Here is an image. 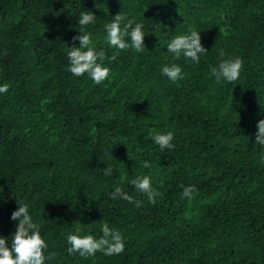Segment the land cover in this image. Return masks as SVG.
Wrapping results in <instances>:
<instances>
[{
  "label": "trees",
  "instance_id": "1",
  "mask_svg": "<svg viewBox=\"0 0 264 264\" xmlns=\"http://www.w3.org/2000/svg\"><path fill=\"white\" fill-rule=\"evenodd\" d=\"M82 11L97 17L86 31L108 57L116 50L105 24L116 14L144 25V51L105 60L110 73L100 84L69 71ZM192 30L207 52L198 63L174 59L167 44ZM220 50L243 61L235 82L217 83L210 72ZM170 63L183 79L161 73ZM5 83L0 237L9 246L18 223L11 214L24 203L47 244L44 264H264V146L255 143L264 0H0ZM151 130L172 132L174 148L161 150ZM144 175L161 194L154 204L131 185ZM180 185L197 191L184 198ZM117 186L140 206L110 199ZM103 222L122 235L121 254L67 252L68 234L99 239Z\"/></svg>",
  "mask_w": 264,
  "mask_h": 264
},
{
  "label": "clouds",
  "instance_id": "2",
  "mask_svg": "<svg viewBox=\"0 0 264 264\" xmlns=\"http://www.w3.org/2000/svg\"><path fill=\"white\" fill-rule=\"evenodd\" d=\"M96 16L90 11H82L78 18L80 27V35L73 37V46L69 48L67 58L70 63L69 71L74 76L80 77L87 74L96 84L102 83L108 78L110 69L104 66V61L109 63L116 61L121 51H126L129 48L136 52H142L145 49L143 32L144 25L137 22L134 18L129 19L122 11L116 14L110 23L105 24L106 41L110 48L116 51L111 57L106 55L105 50H97L91 39V33L86 31V27L93 24ZM126 21V22H125ZM123 24V27L121 25ZM126 38H130V43ZM79 41V47L75 46V41ZM167 51L173 54L174 59H179L181 56L184 59L198 63L201 55L207 50L202 46L200 32L192 30L190 34L177 35L167 44ZM4 55H7L5 52ZM226 54L223 50L219 51L220 62L218 66L210 68V72L217 83L221 80L226 82H235L238 80L243 61L239 56L225 58ZM161 73L170 81L175 83L179 79H183L182 68L176 63L165 64L160 69ZM9 84L0 85V94L7 93ZM255 143L264 146V120H260L256 125ZM151 139L157 144L161 150L173 149L172 143L174 136L172 132L161 133L156 130H151L149 133ZM264 159V157H262ZM144 168H149L150 164L144 162ZM104 175H112L110 166L103 171ZM131 185L135 189L147 196L150 203L156 202V197L160 194L159 191L152 187L149 176H138L131 181ZM163 187V184L160 185ZM182 196L191 199L193 193L197 191L194 185L185 187ZM112 200H124L128 203H135L140 206V201H134L133 197L127 194L121 187H115L110 194ZM11 220L17 221L15 232L11 236V244L9 246L8 239L0 237V264H44L45 256L44 249L47 244L41 237L39 225L33 223L32 217L29 215L28 205L21 203L16 211L12 212ZM102 237L96 239L92 235L81 236L80 230L77 229L76 234H68L66 237L68 245L67 252L69 254L79 253L81 257L94 256L97 252L103 253L105 256H113L121 254L125 249V243L122 235L111 229L108 223L103 222L101 227Z\"/></svg>",
  "mask_w": 264,
  "mask_h": 264
}]
</instances>
